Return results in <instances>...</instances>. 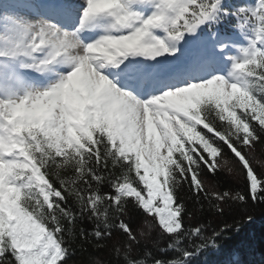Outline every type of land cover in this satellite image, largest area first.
Returning a JSON list of instances; mask_svg holds the SVG:
<instances>
[{
  "label": "snow or ice",
  "instance_id": "obj_1",
  "mask_svg": "<svg viewBox=\"0 0 264 264\" xmlns=\"http://www.w3.org/2000/svg\"><path fill=\"white\" fill-rule=\"evenodd\" d=\"M257 145L264 0H0V264L109 240L117 264H197L227 226L186 227L182 194L264 205ZM157 230L171 257L133 256Z\"/></svg>",
  "mask_w": 264,
  "mask_h": 264
},
{
  "label": "trees",
  "instance_id": "obj_2",
  "mask_svg": "<svg viewBox=\"0 0 264 264\" xmlns=\"http://www.w3.org/2000/svg\"><path fill=\"white\" fill-rule=\"evenodd\" d=\"M243 0H230V3L241 4ZM257 157H264V145H257ZM209 183L220 191L229 188L239 190L242 185L234 183L227 175H222L217 179H210ZM184 202L189 216H185L186 227H200L204 229L206 237H210L213 232L219 231L227 226V230L222 237L217 240V248L206 254H201L197 258V264H264V205L249 207L244 210L228 209L224 216H218L210 210L207 204L203 210L192 199V194L185 191L183 194ZM245 212L250 214L253 219L248 221ZM144 217L142 215H132L130 223L134 230L143 227ZM86 230H91V225L85 221L82 225ZM145 231H147L145 229ZM119 238V237H115ZM157 241L159 247H165L166 239L160 237L159 231H153L151 236L143 240L139 249L134 250L133 256L144 255V250L148 249L156 257H161L157 250ZM107 246L103 249H96L93 245L84 243L80 247L77 243L72 256L71 264H117L112 253L113 241L106 242ZM168 256L161 258H169Z\"/></svg>",
  "mask_w": 264,
  "mask_h": 264
}]
</instances>
